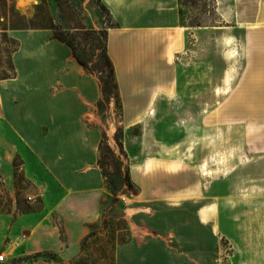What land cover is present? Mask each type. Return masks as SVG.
<instances>
[{"label": "crops", "instance_id": "crops-1", "mask_svg": "<svg viewBox=\"0 0 264 264\" xmlns=\"http://www.w3.org/2000/svg\"><path fill=\"white\" fill-rule=\"evenodd\" d=\"M12 1L22 11L40 0ZM100 2L117 23L106 32L121 103L115 125L112 117L102 123L96 113L102 97L98 77L53 38L51 29L7 30L16 47L11 74L0 76V153L20 156L24 167L33 161L40 165L46 176L42 185L49 190L41 193L40 211L6 224L0 235L5 264H73L80 256L83 239L100 228L109 202L97 160L103 127L111 124L113 132L116 125L123 130L121 143L136 187L123 209L130 235L115 246L114 264H205L213 260L223 233V207L206 201L223 197L207 194L208 161L204 167L200 137L191 144L192 131L172 121L212 116L205 114V103L217 102L221 83L208 92L200 72L186 74L182 53L189 31L180 22L179 0ZM234 2L229 27H243L246 61L264 69V0H257L253 19L240 18ZM229 101L247 103L230 108L231 116H264V86ZM255 102L258 109L251 106ZM217 110H211L214 118L222 115ZM137 126L139 133L127 132ZM38 252L58 260L25 259Z\"/></svg>", "mask_w": 264, "mask_h": 264}, {"label": "rangeland", "instance_id": "rangeland-1", "mask_svg": "<svg viewBox=\"0 0 264 264\" xmlns=\"http://www.w3.org/2000/svg\"><path fill=\"white\" fill-rule=\"evenodd\" d=\"M234 1L179 0L180 22L189 31L186 51L182 53L186 74L194 77L200 72L208 92L213 84L221 83L222 88L217 89L216 103H205V114L212 116L175 118L172 124L192 131L187 137L191 144L200 137L205 145L201 151L204 167L208 161V171L203 169L208 180L207 194L223 197L216 199L219 202L215 198L206 201L207 206L223 207L219 214L223 233L217 236L219 243L213 260L205 264H264V116L239 117L229 112L230 108L240 110L247 105L229 101L232 95L264 86V69L252 68L246 61L243 27H229L233 24ZM19 8L12 0H0V76L11 74L10 55L16 47L7 30L52 25L68 34L77 54L98 79L107 78L102 33L113 20L99 0H40L22 11ZM238 8L240 18L253 19L257 0H238ZM212 26L225 28L215 30ZM258 105L251 104L254 109ZM215 108L222 115L214 118L211 110ZM95 110L104 124L108 117L114 119V125L119 121L113 97L103 99ZM113 124L103 127V141L115 156L103 155L102 163L107 179L114 183V191L107 187L109 202L100 228L88 238L75 264H114L117 242L130 235L123 212L126 195L130 194L123 182L127 161L115 138L120 126L116 125L113 132ZM127 132L135 134L137 128L131 127ZM122 136L123 130H118V141ZM174 152L185 158L179 149ZM45 179L43 168L34 161L24 167L20 156L0 153V235L8 222L42 209L41 193L49 190L42 185Z\"/></svg>", "mask_w": 264, "mask_h": 264}, {"label": "trees", "instance_id": "trees-1", "mask_svg": "<svg viewBox=\"0 0 264 264\" xmlns=\"http://www.w3.org/2000/svg\"><path fill=\"white\" fill-rule=\"evenodd\" d=\"M101 6L104 9H106L102 3H101ZM106 11H107V9H106ZM179 11H180V9H179ZM114 26H117V23L113 21L112 24L109 25L108 27H114ZM19 28H26V27L20 26ZM30 28H49V29H51L53 38L65 43L66 45H68L71 48L73 56L76 58V60L79 62V64H81L87 71L92 73L93 70L88 67L87 62L84 61L83 59H81V57L77 54L74 43H73L72 39L68 37V34L66 32H64L63 30L58 29L52 25H50L49 27L48 26H39V27H32L31 26ZM106 32H107V29H105L104 32L102 33L103 37H104V45L102 47V57H103V66L107 69V78L106 79H99L102 97L97 102V105L99 103H101V101L103 99H110L111 97H113L116 100V105L120 111L121 103H120L118 85H117V81H116L115 73H114V67H113L112 61L110 60V58L106 52ZM135 128H137L136 133H139V127L137 126ZM118 130H122V128L120 127V129L116 130L115 138H116L118 145L122 148V143H121V141H118V137H117ZM103 138H104V135H102L101 140L99 142V146H98L99 155H98L97 164H98L99 168L101 169L106 187L111 188V191L112 190L114 191V183L111 180L107 179V175L105 174V171L103 169L102 157H103V155L108 154L111 158H113L115 155H114V152L112 151V149H110V147H108V145H105ZM123 182L126 185L127 189L130 191V193H132V194L136 193V187L133 184V182L131 181L130 176H129L128 165H127L125 172H124ZM94 233L95 232L89 233L83 239L82 244H81L82 250L84 249V245H85L86 241L88 240V238L90 236H92ZM60 236L62 239H64V234H63L62 228H60ZM127 239H120V241L117 242V244L125 242ZM38 257H42L46 260H58L57 256L53 253H50V252H38V253H35L34 255L25 257V259H34V258H38ZM77 259L73 262V264L76 263Z\"/></svg>", "mask_w": 264, "mask_h": 264}, {"label": "built area", "instance_id": "built-area-1", "mask_svg": "<svg viewBox=\"0 0 264 264\" xmlns=\"http://www.w3.org/2000/svg\"><path fill=\"white\" fill-rule=\"evenodd\" d=\"M123 198V197H122ZM7 258L4 252V249L0 247V264H5L7 263Z\"/></svg>", "mask_w": 264, "mask_h": 264}]
</instances>
